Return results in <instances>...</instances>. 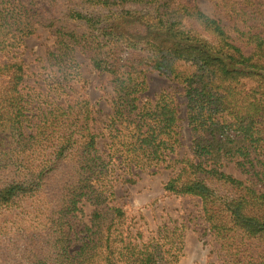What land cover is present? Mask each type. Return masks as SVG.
Instances as JSON below:
<instances>
[{
	"label": "trees",
	"instance_id": "1",
	"mask_svg": "<svg viewBox=\"0 0 264 264\" xmlns=\"http://www.w3.org/2000/svg\"><path fill=\"white\" fill-rule=\"evenodd\" d=\"M210 1L226 23L183 0H0V264L175 263L178 228L145 234L112 190L167 169L164 193L196 200L221 258L264 264V0ZM38 26L48 90L9 55ZM76 52L109 76L105 117L68 97ZM149 71L182 86L189 156L174 97L144 95Z\"/></svg>",
	"mask_w": 264,
	"mask_h": 264
},
{
	"label": "rangeland",
	"instance_id": "2",
	"mask_svg": "<svg viewBox=\"0 0 264 264\" xmlns=\"http://www.w3.org/2000/svg\"><path fill=\"white\" fill-rule=\"evenodd\" d=\"M27 9L45 14L50 10V0H17ZM196 4L204 13L219 16L215 12L210 0H183ZM137 30V29H136ZM132 35V31H129ZM137 35H142L136 33ZM145 33L143 34V36ZM54 47V36L44 27L38 26L35 34L24 39L23 45L9 55L14 54L26 65V83L36 86L40 90L49 89L48 73L50 68L45 61L46 53ZM8 55V57H9ZM7 56V55H6ZM79 64V77L69 82L72 90H68V97H85L93 106L101 110L105 117L111 111L112 91L109 76L92 69L89 60L81 53L76 52ZM147 89L144 95L154 99L160 90L168 91L175 99L179 116V132L181 147L179 153L189 156L190 129L186 122L185 99L182 95V86L169 80L157 71L145 74ZM103 117V118H104ZM227 173L235 177L243 176L232 164L223 167ZM170 176V170H162L157 174L146 171H137L133 183L117 181L113 184L114 204L122 207L127 216L134 220L145 234L154 232L158 227L166 225L169 228L177 227L180 238V250L177 261L173 264H235L225 261L219 255L218 247L213 240L206 224L199 216V207L195 199L189 197L169 196L163 191V184ZM91 207L84 205L83 219H86Z\"/></svg>",
	"mask_w": 264,
	"mask_h": 264
}]
</instances>
